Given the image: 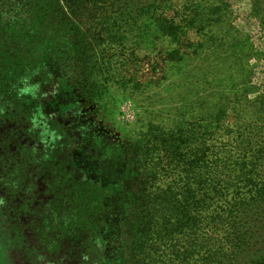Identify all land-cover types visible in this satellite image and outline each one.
Returning a JSON list of instances; mask_svg holds the SVG:
<instances>
[{
  "label": "trees",
  "instance_id": "1",
  "mask_svg": "<svg viewBox=\"0 0 264 264\" xmlns=\"http://www.w3.org/2000/svg\"><path fill=\"white\" fill-rule=\"evenodd\" d=\"M224 5L208 15H222ZM230 8L227 0V14ZM184 13L192 15L190 25L206 12L195 0L180 12L171 0H0V93L50 98L56 87L45 85L57 73L45 59L57 57L63 83L76 88L86 114L98 112L108 83L125 80L117 72L127 62L119 54L126 46L123 31L138 37L154 26L178 42L184 26L166 15ZM251 15H264V0L254 1ZM233 97L227 98V118L233 102L244 103ZM245 99L238 122L227 128L220 124L224 105L215 121L151 124L125 141L128 192L119 264H264V95ZM19 119L32 126L26 117L14 122ZM31 161L34 153L20 163ZM55 179H44L50 194L36 200L34 236L52 238L50 250L67 240L83 260L102 259L99 214L109 188L74 168ZM7 208L0 221H15ZM10 234L18 236L14 225ZM17 245L10 253L21 252Z\"/></svg>",
  "mask_w": 264,
  "mask_h": 264
},
{
  "label": "rangeland",
  "instance_id": "2",
  "mask_svg": "<svg viewBox=\"0 0 264 264\" xmlns=\"http://www.w3.org/2000/svg\"><path fill=\"white\" fill-rule=\"evenodd\" d=\"M171 1L180 12L190 0ZM195 1L207 14L197 15L194 24L189 25L192 15L186 13L166 15L184 26L178 42L154 26L139 38L133 31H123L126 46H119V54L127 62L117 72L125 80L117 77L108 83L98 112L86 114L76 88L63 83L57 57L45 59L57 73V78L45 85L56 87L50 98L0 93V211L3 215L8 206L7 213L15 217L13 222L0 221V264H119L128 192L125 141L137 138L151 124L168 127L178 119L215 121L224 105L220 124L227 128L228 122H238L245 96L264 95V15H259L260 19L251 15L255 0H228V14L227 0ZM222 4V15H208L211 7ZM235 95L244 103L239 108L240 104L232 101L236 107L229 108L227 118V98L233 100ZM24 117L31 127L20 119L14 122ZM32 145L35 152L26 149ZM24 150L27 161L33 153L36 161L21 165ZM72 168L109 188L99 214L105 245L99 254L102 259L83 260L85 254L67 240L50 250L52 238L45 241L34 236L36 200L49 191L44 179L66 175ZM10 225L18 231L15 239L10 238ZM16 243L20 255L10 253L9 246Z\"/></svg>",
  "mask_w": 264,
  "mask_h": 264
}]
</instances>
